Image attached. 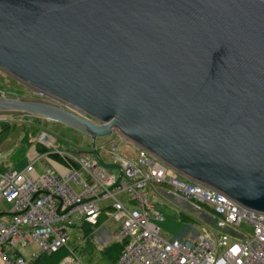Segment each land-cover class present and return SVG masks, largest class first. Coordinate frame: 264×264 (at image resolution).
<instances>
[{
  "label": "water",
  "instance_id": "1",
  "mask_svg": "<svg viewBox=\"0 0 264 264\" xmlns=\"http://www.w3.org/2000/svg\"><path fill=\"white\" fill-rule=\"evenodd\" d=\"M0 72L51 100L0 117L118 134L264 215V0H0Z\"/></svg>",
  "mask_w": 264,
  "mask_h": 264
},
{
  "label": "built area",
  "instance_id": "2",
  "mask_svg": "<svg viewBox=\"0 0 264 264\" xmlns=\"http://www.w3.org/2000/svg\"><path fill=\"white\" fill-rule=\"evenodd\" d=\"M121 139L125 147L135 148L133 159L117 156V142L94 146L90 153L79 156L68 151L47 154L66 166L63 175L50 169L38 173L41 158L19 172L3 170L0 160V205L10 207L0 217V264H27L18 256L19 247L56 253L68 245L69 229L84 223L94 226L101 215L117 226L112 243L124 245L115 264H264V215L180 177L160 159ZM38 141L47 151L54 144L45 134ZM93 150L109 158L105 163L121 168L118 184V173L103 169ZM165 196L180 197L199 211L201 206L208 208L210 212L204 213L215 222L220 239L203 228L166 240L156 225L163 220L156 204ZM101 202L109 204L101 207ZM242 223L252 229L251 237L235 231ZM61 264L82 263L71 255Z\"/></svg>",
  "mask_w": 264,
  "mask_h": 264
},
{
  "label": "rangeland",
  "instance_id": "3",
  "mask_svg": "<svg viewBox=\"0 0 264 264\" xmlns=\"http://www.w3.org/2000/svg\"><path fill=\"white\" fill-rule=\"evenodd\" d=\"M0 96L4 97H27V98H38L50 100L43 95L34 93L18 81L10 78L6 74L0 72ZM51 101V100H50ZM8 123L11 130L8 133H2L0 136V145L4 142V149L10 150L11 157L14 160L12 167L9 168L11 172H17L21 167H24L26 162V154L29 150H32L36 158H41L39 163L36 165L38 173L43 172V168L48 167L49 163H54L55 160L50 156H46L49 153L57 152H70L74 155L79 156L80 154H88L92 150L90 139L84 134L72 130L60 123L51 122L38 117H1ZM0 132H2L0 124ZM45 134L50 137L54 144L51 146L46 154L39 153L36 148L40 146L39 137ZM109 142H117V156L121 158L133 159L136 156V150L133 146L130 148L125 147L121 136L118 134H112L111 136L96 140L95 146L106 144ZM105 162H109L104 154L100 155ZM15 165V166H13ZM16 167V168H15ZM20 171V170H19ZM183 181H187L184 180ZM152 192L149 188L148 193ZM162 200L156 204L157 211L163 217L161 222H157V227L160 229L162 236L166 240H172L175 238H181L190 231H199L198 223L208 227L216 235L217 239H220L221 232L215 228V223L208 221L205 218V213L202 210H196L189 202L182 200L177 196H165L161 197ZM108 202H101V207L107 206ZM8 211V209H6ZM185 217L191 218L192 221L187 220ZM197 220V222L195 221ZM235 231L243 237H251L252 229L246 224L242 223L240 226L235 227ZM69 237L68 248L75 251L76 258L81 259L82 264H96L98 259H102L107 264H112L109 259L103 256L100 252H90L89 255L83 257L80 256V248L83 240V233L79 228H72L67 231ZM91 250V249H90ZM17 252L29 262L33 256L38 253V249L34 246L31 247H19Z\"/></svg>",
  "mask_w": 264,
  "mask_h": 264
},
{
  "label": "crops",
  "instance_id": "4",
  "mask_svg": "<svg viewBox=\"0 0 264 264\" xmlns=\"http://www.w3.org/2000/svg\"><path fill=\"white\" fill-rule=\"evenodd\" d=\"M0 124L8 126L7 131L0 132V136L2 133L10 132L11 128H9L10 126L8 125V123L6 121H4L3 119H0ZM5 144H6V142H4L0 145L1 168L5 171H9V168L12 167V164L14 162V160L12 159V157L10 155V153H11L10 150H12L13 148L10 150H6L3 148V146ZM36 150H37V148H36ZM36 159L37 158H36L35 153L32 150H29L26 154V159H25L26 164L24 167H21L19 170L20 171L23 170L28 164H30L31 162H33ZM54 160H55L54 163H49L48 167L43 168V172L46 169H50L57 175H63L66 172V166L61 161H58L56 159H54ZM13 166H15V165H13ZM19 170H17V172H19ZM37 172H39V171L37 170ZM43 172H41V173H43ZM6 209H8V211ZM9 209H10V207L6 204L0 205V217L7 215V213L9 212ZM205 218H207L208 221L211 220L210 222L213 221L206 214H205ZM213 223H215V222L213 221ZM198 226H199V230H201L203 228H208L205 225L203 226L202 223H198ZM116 230H117L116 225H112L111 223H108V222H104L103 224H101V226L97 230H95L94 233L92 234L91 244L85 245V244H83V241H82L81 248L83 249V251H82L80 256L83 255V257H84L86 255H89L93 249H94V251H98L102 254V251L106 247H108L109 245L112 244V237L115 234ZM209 230H211V229H209ZM103 256H105V255H103ZM105 257H107V256H105ZM78 260L81 262V259L79 257H78ZM96 264H107V263L104 262L102 259H98Z\"/></svg>",
  "mask_w": 264,
  "mask_h": 264
},
{
  "label": "trees",
  "instance_id": "5",
  "mask_svg": "<svg viewBox=\"0 0 264 264\" xmlns=\"http://www.w3.org/2000/svg\"><path fill=\"white\" fill-rule=\"evenodd\" d=\"M7 128H8V126L1 124L2 131H7ZM37 150L41 154H44L47 152V150L42 148L41 146H37ZM50 157L54 158L58 161H61L56 156H50ZM200 209L203 211H206V212H210V210L206 207L201 206ZM185 218L187 220L192 221L191 218H189V217L188 218L185 217ZM195 221L197 222V220H195ZM104 222H105V218L103 215H101L99 217V219L97 220L96 225L93 226V225H90L87 223H84L83 225H81V227L79 229L83 233V240H82L83 244H85V245L91 244L92 234ZM123 246H124L123 244L112 243L111 245H109L108 247H106L102 251V254L107 256L108 259L113 264H115L117 262V260L120 258V256L122 255ZM82 251H83V249L80 248V254L82 253ZM71 255L75 256V251H74V249L70 250L68 248V245H67L65 248L60 249L56 253L38 252V254L35 257H32V259L29 262H27V264H61L66 258H68ZM18 256H21V255L18 254Z\"/></svg>",
  "mask_w": 264,
  "mask_h": 264
}]
</instances>
